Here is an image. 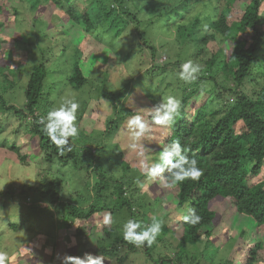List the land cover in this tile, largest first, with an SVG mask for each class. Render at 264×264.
Instances as JSON below:
<instances>
[{
    "label": "trees",
    "instance_id": "1",
    "mask_svg": "<svg viewBox=\"0 0 264 264\" xmlns=\"http://www.w3.org/2000/svg\"><path fill=\"white\" fill-rule=\"evenodd\" d=\"M43 1L49 2L44 4ZM74 1L77 0H38L31 10L35 14L46 13L51 29L61 26L62 33L70 31L67 42L74 41L75 33L72 30L76 23L82 28L85 45L75 47L71 58L74 66L68 78L71 87L78 91L92 83L97 86L104 85L108 74L99 73L92 80L91 76L86 74L82 60L83 52L89 43L87 36L91 37L90 31L105 19V15L101 12L102 14L94 13L91 16L87 10L76 13L78 6ZM115 1L121 13L127 17L129 31L128 34L125 32L126 36H133L137 44L126 51L125 61L122 63L118 58L120 54L117 47L123 50L126 36L117 35L110 45V54L115 61L128 65L126 59L131 56L136 59L138 56H150L155 60L159 56V50L154 40L161 31L174 36L171 44L177 56L174 60L171 58L165 66L157 64V67L149 68L142 76H133L134 84L127 81L119 89L110 90L103 87L98 90L100 97L112 102L113 113L106 126L107 136L114 138L125 120L135 114L133 109L123 103L133 94L134 89L140 87L138 100H141L140 105L144 106L145 111L160 100L161 97L153 92L161 88L146 86L143 84L146 82L144 77L149 79L150 75L156 76L160 84L166 86L173 84L168 79L174 76L183 93L180 115L170 126H153V131L144 139L145 146L149 148L147 160L149 163L154 162L164 145L179 139L182 146L186 145L190 149L188 155L198 161L203 175L198 181L188 179L171 189H164L140 176V159L137 155L139 165L127 161L120 144H109L106 134L95 139L79 132L75 141L70 138L72 150L61 155L38 122V110L43 104L49 80L50 57L55 45L45 33V36H39L40 42L46 41L48 44L44 47H41V44L36 46L37 55L33 59L25 89V107L15 111L17 115L28 117L30 125L26 129V135L30 138L29 142L37 140V154L41 155L42 161L52 164L55 161L67 163L72 160L75 167L86 171L88 176L95 171V183L86 192L77 191L76 198H69L62 195L63 180L50 172L54 170L52 168L37 173L43 177L39 184L37 179L26 180L18 185L19 190L14 184L3 189L0 180V240L9 232L25 230L26 225L29 226L28 229H32L35 237L47 233L39 227L31 228L27 213L29 206L23 200L29 199L34 193L41 194L49 203L46 208L40 206L36 210L56 218L62 228H70L73 221L89 220L99 213L110 214L112 222H115V218L123 209H126L130 219H135L138 213L134 212V202L128 197L127 188L136 185L137 189L136 180L139 178L147 183V191L155 197L154 204L143 201L140 205L154 210V217L161 221L163 235L179 234L178 238L174 236L177 238L175 243L178 251L173 258L165 256L157 260L153 252L155 242L150 247L147 244L137 247L123 237L121 240L116 237L113 243H109L107 241H110V237L119 230L113 223L104 226L103 234H99L96 242L104 239L105 244L97 245L92 253L103 254L106 258L105 264H125L139 248L151 259L150 263L154 261L155 264H188V258L183 255L188 245H196L201 241L209 245L215 232L221 234L218 240L221 248L225 245L232 246V249H229L230 255L223 264H264V0H246L244 8L235 7L239 0H182L175 6L159 8L157 5L162 0ZM63 3L67 4V9ZM43 4L45 7L42 8ZM2 7L0 4V13ZM36 7H39L38 10ZM143 10L148 11V17ZM35 16L36 19H46L44 16ZM4 27L5 23L0 18V35ZM19 37L17 36L18 40ZM166 41L168 40L162 42L168 43ZM1 42L0 37V74L13 81L15 69L7 67L5 49L2 48ZM29 49L30 46L28 51ZM185 58H191L192 61L206 66V69L202 68L199 73L198 81L195 80L196 84L181 80L179 73H176ZM169 65H172L171 70L174 72L168 70ZM216 71L228 75L234 84L221 90L214 74ZM5 109L6 102L0 93V115ZM9 109L14 110L15 107L11 106ZM79 139L84 140L83 146H77L81 143ZM18 143L19 141L10 147L17 153L22 167L28 168L31 165L29 154H23L22 148L17 146ZM0 144H3L2 141ZM115 159L126 173L116 176V170L109 172L110 164H113ZM88 195L89 201H86ZM189 209H194L201 216L200 223L193 226L183 221V216L189 213ZM10 213L12 215L8 217ZM14 215L20 218L14 220ZM151 220L147 216L143 219L148 224ZM240 223L244 226H238ZM76 233L79 236L85 231L80 228ZM90 235L91 233L87 234L88 240ZM59 237L64 238V234L56 236L54 250H58L62 243ZM230 240L232 242L229 243ZM217 251L218 247L211 255ZM67 254L83 256L81 251H70ZM54 257L51 255L50 260ZM30 258L31 253L28 252L20 253L18 257L21 260Z\"/></svg>",
    "mask_w": 264,
    "mask_h": 264
},
{
    "label": "rangeland",
    "instance_id": "2",
    "mask_svg": "<svg viewBox=\"0 0 264 264\" xmlns=\"http://www.w3.org/2000/svg\"><path fill=\"white\" fill-rule=\"evenodd\" d=\"M0 1L1 6H3L0 18L5 23L3 32L0 35L2 40L1 46L5 49L4 55L7 58V67L14 68L16 73L15 76H13V81H9L7 77L0 74V93L4 96L7 108L2 110V114L0 115V142L2 141L4 144H0V173L2 174L0 180L3 189L10 184H14L18 187L20 183H24L26 180L34 181L33 179H37V184H39L43 177L37 173H41L44 169L49 168H52V170L54 169L53 171H50L52 174L63 180L62 195L69 198H76L77 191L84 190L86 192L89 187L95 183V171L91 172L90 176H88L86 171L77 169L72 160L67 161V163L55 161L52 164L42 161L41 155L37 154L39 151L37 140L34 139V141H32L31 138L32 142H29L30 138L26 135L28 134L26 129L28 128V125H30L28 117L17 115V111H15L16 109L21 110V108L25 107V89L32 69V63L34 62L33 59L36 58L37 55L36 46L37 44H41L40 46L44 47V45L47 46L48 44L46 41L42 43L40 42L39 36H45V33H47V36L52 40V44L54 43L55 45L54 51L51 53L50 57L49 80L45 96L43 97V104L38 110L40 117L46 116L50 109L58 106L60 98L67 90L71 89L75 93L76 99L80 104L77 112V119L75 121L78 125L79 132L90 138L95 137V139H99L106 134V139L109 144H120L121 148L125 151V158L127 161L139 165L136 160V153L128 147L129 139L126 129L127 119L119 133H117L114 138H111L109 135L107 136L106 126L113 113L112 102L105 97H100L101 93H99L98 90L103 89V87H107L110 90L119 89V87L127 81H132L130 83L134 84L135 81L133 76H142L149 68L157 67V64L165 66L171 58L172 60H174V58L176 59L177 53H174L171 44L172 41H174V36L163 31L157 34L158 37L155 36L156 39L154 40V43L158 46L159 50V56L155 60L150 56H145L144 58L138 56L137 59L135 57L132 58L131 56L129 59H126L128 65H124L122 64V61H125L124 54L131 49L132 45L137 46V44L134 42L133 36H126L125 34V32L128 34L129 31V29L127 30V17L121 13L117 2L115 0L74 1V4L78 6V8L76 7V13H81V11L85 12L87 10V13L91 16H93L94 13L101 12L105 15V19L102 22H99L97 26L90 31L91 37L87 36L89 39L87 42L89 43L83 52L82 60L84 61V70L86 74L91 76L92 80L94 79L93 77H97L99 73L108 74V78L104 85L97 86L95 83H92V85L83 86L80 90L76 91L69 84L68 78L69 73L74 66L71 58L75 47L77 48L78 46L85 45L82 39L84 33H81L82 28L78 26V23L75 24L74 30H72L73 33H75L73 36L74 41L67 42L71 33L70 31L65 34L62 33L61 30L63 28L61 26H54L52 28L55 29H51L48 25L49 18L46 13H41L39 11L40 13L35 14V12L31 10V8L36 6L38 0ZM179 1L182 0H162L157 6L158 8L162 6L166 7L168 5L175 6ZM45 2L47 3L49 1H43L44 4ZM44 4L42 5V8L45 7ZM63 4L67 9V4ZM245 6L246 0H239L235 3V7L244 8ZM38 8L36 7L35 9L38 10ZM143 11L146 15L149 14L147 10ZM192 12H194V10ZM35 15L44 16L46 19H36ZM52 30L58 31L60 34L57 32L54 33ZM117 35L123 37L126 36L123 43V50L120 49V47H117L120 54V57L118 58L122 63L115 61L116 59L110 54V45L113 43V40ZM17 36H20L19 40L17 39ZM55 37L58 40L54 39ZM164 40H168L166 41L168 43L162 42ZM29 46L30 49L28 51ZM208 47L211 49V45ZM189 56H192V50H190ZM188 60L192 61L191 58H185L182 62ZM198 64L201 66V69H206V66L203 63ZM171 69L172 65H169L168 70ZM171 72L174 71L171 70ZM179 72L180 68H177L176 73ZM214 74L221 90L234 84L233 80L225 73L216 71ZM207 76L209 75H206V77ZM144 80H146V82L143 84L146 86L161 88V90L153 92L158 97L162 98L163 96L172 95L181 98L183 94L180 86L177 84V79H175L174 76L168 79V81H171L173 84H167L166 86L161 85L159 78L156 76L152 77V75H150L149 79L144 77ZM200 80L201 79H199V81ZM192 83L196 84V81H193ZM201 84L204 85L203 82ZM134 87L136 88L135 85ZM162 90L165 92L162 93ZM140 91V87L134 89L133 94L123 101L124 105L133 109V111L141 108L145 111L144 106L140 105L141 100H138V94ZM11 106H14L15 109L10 110L9 107ZM79 140L81 143H78L77 146H81L84 142V140ZM17 141H19L17 146L22 148V153L29 154L28 160L31 162V165L28 166V168L22 167L17 153L10 147ZM143 143L145 144L146 141L144 140ZM31 150L34 152H30ZM113 162V164L112 162L110 164L111 168L109 167L110 173L115 170L117 172L116 176L126 173L119 161L115 159ZM13 188L15 189L14 186ZM127 195L133 199L134 212L138 213L135 220L141 221L145 226L148 225V222H144L143 219L146 216L152 219L155 215L154 210H148L145 205L141 206L140 203L147 201L154 204L155 197L153 194L148 191L142 192L138 186L136 189V185H134V187L127 188ZM86 201H89V195L87 196ZM23 202L29 206L27 213L31 222V228H42L48 233V235L47 233H44L43 235L38 234V236L35 237L32 229H28V225H26V229L23 231L16 233L9 232L5 234L0 240V251L8 253V258L5 264H60L58 256H63L70 251L73 253L81 251L84 256L86 252L93 253V249L96 248L97 245L100 246L105 244L104 239L96 242L100 236L99 234H103V228L105 226L103 223V217L105 214L99 213L89 220H75L70 228H62L56 218H51L45 212H38L36 210L37 207L40 206L46 208L49 204L48 200L44 199L41 194L34 193L33 196L27 200L24 199ZM7 210L8 209H5V211ZM52 212H54V209H52ZM106 214L108 215V213ZM11 215L12 213H10L8 217ZM15 215L14 220H17L19 216L16 217ZM128 219H130V217L127 215L126 209H123L118 217L115 218V222L111 223L118 226L119 230H117L116 233L110 237V241L108 240L107 242L110 243L112 241L113 243L116 237L121 240L123 237L122 226ZM238 226H244V224L240 223ZM80 228H82L85 233L77 236L76 232ZM89 233H91L90 240L95 241L96 243H92V241L88 240L87 234ZM60 234H64V238L61 239V237H59L62 243L58 250H54L53 245L57 241L56 236H59ZM174 236H171V234L168 236L166 234L163 235L161 232L157 236L155 241L156 245L153 249L157 260H160L165 256L168 258H173L175 256L178 251L175 239L178 238L177 236H179V234H177V238ZM220 237L221 234L215 232L213 241L209 245H206V242L204 241H201L196 245H188L186 251L183 253L184 257L188 258V264H223L224 260L230 255L229 249H232V246L227 247L225 245L221 248L220 244L218 245ZM73 240H75L74 244L72 243ZM170 242H173V244H170ZM230 242L232 241L230 240L229 243ZM216 247L219 248V251L214 255H211ZM27 252L28 254L31 253L30 259H18L20 253L25 254ZM51 255L55 256L52 261L50 260ZM149 260L151 259H149V257L143 252V249L139 248L136 253L132 254L129 259H127L125 264H155L154 261H151L150 263ZM178 264L181 263L178 262Z\"/></svg>",
    "mask_w": 264,
    "mask_h": 264
},
{
    "label": "clouds",
    "instance_id": "3",
    "mask_svg": "<svg viewBox=\"0 0 264 264\" xmlns=\"http://www.w3.org/2000/svg\"><path fill=\"white\" fill-rule=\"evenodd\" d=\"M201 70V66L191 60L182 62L179 78L193 82L198 79ZM79 107L75 93L69 89L60 98L58 106L50 109L47 115L40 117L38 121L42 125L44 134L56 145L61 155L65 151L72 150L70 138L74 141L79 136L78 125L75 123ZM181 107V98L167 95L147 111L142 108L135 110V114L126 120L128 147L140 159V176L145 177L148 182L157 183L164 189H171L188 179L198 181L203 175L202 169L198 167V161L189 157L190 149L186 145L182 146L179 139L164 145L154 162L149 163L147 160L149 148L145 146L143 140L153 131V126L174 124L177 116L180 115ZM136 184L142 192L147 191V183L137 178ZM201 219L194 209H189V213L183 216V221L193 226L200 223ZM103 223L105 225L112 223L110 214L103 217ZM122 228L123 238L127 242L137 247L145 244L150 247L161 232V221L153 217L151 223L145 226L140 221L128 219ZM72 243L74 244L75 240ZM7 258L8 253L0 251V264H5ZM58 259L60 264H105L106 258L103 254L85 253L84 256L64 254L58 256Z\"/></svg>",
    "mask_w": 264,
    "mask_h": 264
}]
</instances>
